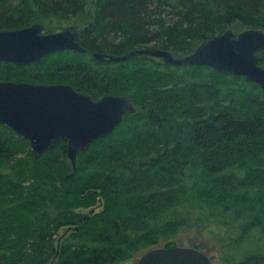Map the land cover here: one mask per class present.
Returning <instances> with one entry per match:
<instances>
[{"label":"trees","instance_id":"16d2710c","mask_svg":"<svg viewBox=\"0 0 264 264\" xmlns=\"http://www.w3.org/2000/svg\"><path fill=\"white\" fill-rule=\"evenodd\" d=\"M72 19L92 24L78 36L85 52L0 62V80L66 83L94 99L124 94L136 110L77 152L74 166L65 138L34 157L0 124V264H118L178 245L172 236L184 227L224 237L223 264H264L259 86L205 65L92 55L151 46L179 57L226 29L264 31V0H0V29L41 23L49 33ZM96 204L92 215L79 210Z\"/></svg>","mask_w":264,"mask_h":264},{"label":"water","instance_id":"95a60500","mask_svg":"<svg viewBox=\"0 0 264 264\" xmlns=\"http://www.w3.org/2000/svg\"><path fill=\"white\" fill-rule=\"evenodd\" d=\"M74 25L44 33L41 23L0 29V62L31 65L45 54L61 50L85 52ZM264 50V31L226 29L201 41L186 55L175 57L169 50L145 46L123 54L93 52L99 62H124L135 55L162 59L169 65H205L217 72L242 76L264 93V68L259 64ZM136 108L124 94H104L97 99L66 83H29L0 80V124L28 140L34 157L49 149L54 139H66L67 156L75 165L77 152L109 135L124 116ZM92 212V211H91ZM135 264H213L195 247H154Z\"/></svg>","mask_w":264,"mask_h":264},{"label":"rangeland","instance_id":"374dc122","mask_svg":"<svg viewBox=\"0 0 264 264\" xmlns=\"http://www.w3.org/2000/svg\"><path fill=\"white\" fill-rule=\"evenodd\" d=\"M89 19H81L76 20L72 19L70 21L62 22V26H68L72 23H76L78 29H81L85 26H88ZM245 28L234 29L235 32H239ZM155 61H158L157 58H154ZM102 206L100 204L93 205L88 208H79L80 211L85 212L86 214L92 215L95 212L100 211ZM92 211V212H91ZM85 220V217H84ZM65 232V228H61L59 230V234ZM174 240H176L178 245L182 246H192L196 245L203 252H205L212 260L213 264H223L226 262V257L228 256L226 253V249L230 250L229 245L225 243V238L219 237V235H210L201 233L199 230H194L193 228L184 227L178 233L172 236ZM235 237V236H233ZM227 238V237H226ZM144 253V252H143ZM142 254V251L137 252L135 256L128 258L125 261H121L118 264H135L137 259Z\"/></svg>","mask_w":264,"mask_h":264},{"label":"flooded vegetation","instance_id":"af4514ba","mask_svg":"<svg viewBox=\"0 0 264 264\" xmlns=\"http://www.w3.org/2000/svg\"><path fill=\"white\" fill-rule=\"evenodd\" d=\"M92 26V24L89 22L88 23V26H85V27H83V28H81V29H78L76 26V29L78 30V36L80 35V33L83 31V30H86L87 28H89V27H91ZM77 40H78V37H77ZM77 90V89H76Z\"/></svg>","mask_w":264,"mask_h":264},{"label":"bare ground","instance_id":"6f19581e","mask_svg":"<svg viewBox=\"0 0 264 264\" xmlns=\"http://www.w3.org/2000/svg\"><path fill=\"white\" fill-rule=\"evenodd\" d=\"M42 58V57H41Z\"/></svg>","mask_w":264,"mask_h":264}]
</instances>
